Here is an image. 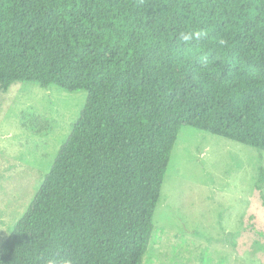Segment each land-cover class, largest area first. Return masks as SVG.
Instances as JSON below:
<instances>
[{
    "label": "trees",
    "instance_id": "obj_1",
    "mask_svg": "<svg viewBox=\"0 0 264 264\" xmlns=\"http://www.w3.org/2000/svg\"><path fill=\"white\" fill-rule=\"evenodd\" d=\"M19 83L86 98L0 264H143L182 128L264 151V0H0Z\"/></svg>",
    "mask_w": 264,
    "mask_h": 264
},
{
    "label": "rangeland",
    "instance_id": "obj_2",
    "mask_svg": "<svg viewBox=\"0 0 264 264\" xmlns=\"http://www.w3.org/2000/svg\"><path fill=\"white\" fill-rule=\"evenodd\" d=\"M86 93L14 84L0 93V246L68 137ZM264 151L182 128L143 264H264Z\"/></svg>",
    "mask_w": 264,
    "mask_h": 264
},
{
    "label": "clouds",
    "instance_id": "obj_3",
    "mask_svg": "<svg viewBox=\"0 0 264 264\" xmlns=\"http://www.w3.org/2000/svg\"><path fill=\"white\" fill-rule=\"evenodd\" d=\"M199 36L200 33H190V32H184L180 34V38L184 41H189L193 38V36ZM223 43V41H221Z\"/></svg>",
    "mask_w": 264,
    "mask_h": 264
}]
</instances>
